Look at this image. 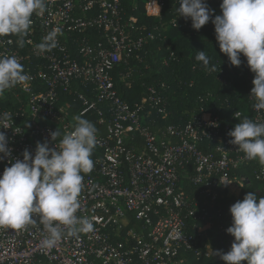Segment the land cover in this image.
Here are the masks:
<instances>
[{
	"label": "built area",
	"instance_id": "1",
	"mask_svg": "<svg viewBox=\"0 0 264 264\" xmlns=\"http://www.w3.org/2000/svg\"><path fill=\"white\" fill-rule=\"evenodd\" d=\"M166 1L45 0V11L33 14L22 37L23 47L17 35L0 37V54L15 56L28 76L0 96V117H12L3 121L9 128L0 127L9 138L11 162L22 159L25 149L34 152L37 142L59 146L60 137L52 141L50 131H72L77 115L88 114L97 129L94 166L82 173L76 212L91 221L92 230L69 236L65 229L52 248L42 249L47 234L33 214L34 222L19 230L0 227V264H190L191 257H210L216 250L209 239L213 225L218 234L232 236L226 232L232 216L225 201L252 184L249 173L258 183L255 194L264 197V165L246 159L227 135L245 117L264 121V109H255L249 95L251 71L247 115L234 110L223 118V104L209 109L205 104L214 99L206 93L188 120L168 122V86L161 84L146 85L131 103L120 97L115 75L130 78L132 69L120 68L131 58L141 60L150 43L166 45L162 64L176 59L163 33L167 23H177L162 18ZM141 6L155 20L149 30L128 13ZM207 24L214 28L211 19ZM57 27V47L40 53L36 46ZM209 69L204 72L212 73ZM223 103L230 105L227 98ZM6 166L9 157L0 161V175Z\"/></svg>",
	"mask_w": 264,
	"mask_h": 264
},
{
	"label": "clouds",
	"instance_id": "2",
	"mask_svg": "<svg viewBox=\"0 0 264 264\" xmlns=\"http://www.w3.org/2000/svg\"><path fill=\"white\" fill-rule=\"evenodd\" d=\"M178 16L191 20L195 30L201 29L210 19L214 25L215 39L219 49L226 54L233 66H240L241 55L246 58L254 74L250 96L257 110L264 109V0H222L220 14H214L206 0H179ZM46 9L45 0H0V37L17 35L18 43L24 46L22 37L27 36L33 23L34 13ZM60 28L52 29L36 47L40 53L57 47ZM195 59L209 69L210 58L199 50ZM215 71V65L209 69ZM28 80L23 66L15 56L0 54V96L6 89ZM5 113L3 122L11 119ZM77 124L70 132L61 134L57 128L50 131L52 141L60 137L59 146L49 147V142H37L34 152L25 149L22 159L11 162L9 138L0 131V161L10 158L0 175V227L19 230L34 222L37 214L47 235L41 240L42 249L52 248L67 230V235L92 230L87 217H77L79 194L82 189V173H90L94 162L92 151L97 142L95 125L83 114L75 117ZM227 135L229 143L236 145L248 160H257L264 165V121L245 117L235 124ZM232 181H223L227 186ZM229 211L232 224L226 232L234 237L227 252H211L219 255L225 264H264V197L248 192L234 202Z\"/></svg>",
	"mask_w": 264,
	"mask_h": 264
},
{
	"label": "trees",
	"instance_id": "3",
	"mask_svg": "<svg viewBox=\"0 0 264 264\" xmlns=\"http://www.w3.org/2000/svg\"><path fill=\"white\" fill-rule=\"evenodd\" d=\"M206 2L215 10L214 14H218L217 7L220 2L218 0H206ZM177 7L179 6L172 4V0H167L161 14L166 22L177 18L175 26L167 23L166 29L163 30L164 37L171 50L174 51L176 59L169 60L167 65L162 64L161 59L168 53L166 45L162 42L150 43L144 52H141V60L131 58L128 66L120 68L122 71L132 69L130 78L119 80L115 75V87L120 97L131 103L140 99L146 85L159 86L161 84L168 86L164 92L169 101L168 122L183 123L188 120L191 113L198 111L199 97L206 93H210L211 99L216 102L206 103L209 109L216 111L217 106L223 104L220 108L223 118L230 117L234 110H241L247 115L250 109L247 103V77L250 69L246 61L241 56L240 66L231 65L227 55L222 53L217 45L214 28L205 24L198 31L193 29L190 19L185 20L182 16H178ZM128 13L138 16V20L147 25V30L150 29L148 24L155 21L151 17H145L142 6L137 11L129 10ZM157 45H161V50L156 48ZM199 50H204L210 58L209 68L215 65V71L212 73L206 74L202 62L195 59ZM218 77H222L223 82L218 80ZM68 96L72 98L71 93ZM225 98L230 101L229 107L223 103ZM88 116V114L83 115V118L87 119ZM248 175L252 184L244 186L236 193H231L225 201L226 205L231 206L237 200L242 199L246 193L254 192L258 187L256 180L250 173ZM257 197L260 198V196ZM209 239L216 250L227 252L234 237L218 234L216 225H213ZM218 263L225 264L219 255L212 254L210 257L201 259L190 258V264ZM241 264H247V262L242 261Z\"/></svg>",
	"mask_w": 264,
	"mask_h": 264
},
{
	"label": "bare ground",
	"instance_id": "4",
	"mask_svg": "<svg viewBox=\"0 0 264 264\" xmlns=\"http://www.w3.org/2000/svg\"><path fill=\"white\" fill-rule=\"evenodd\" d=\"M252 187V186H251ZM254 188V187H253ZM235 201V200H234Z\"/></svg>",
	"mask_w": 264,
	"mask_h": 264
}]
</instances>
